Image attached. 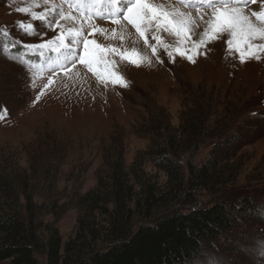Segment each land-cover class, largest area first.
<instances>
[{"label":"rangeland","instance_id":"1","mask_svg":"<svg viewBox=\"0 0 264 264\" xmlns=\"http://www.w3.org/2000/svg\"><path fill=\"white\" fill-rule=\"evenodd\" d=\"M135 2L0 0V175L16 171L27 179L37 221L56 228L63 246L75 235L77 198L106 175L103 162L121 159L126 169L135 163L163 185L165 174L142 157L157 128H178L190 110L210 105L232 117L227 138L239 140L223 172L233 176L225 198L202 191L193 205L175 208L246 198L254 212L235 215L191 264H264V53L242 62L231 33L211 38L209 24L220 9L264 31V18L254 15L264 0H148L190 34L153 22L143 26L146 40L124 20ZM90 40L106 49L96 70L81 62ZM253 44L264 46V39ZM211 151L202 146L189 159L201 165L213 159ZM54 201L58 220L50 213Z\"/></svg>","mask_w":264,"mask_h":264},{"label":"trees","instance_id":"2","mask_svg":"<svg viewBox=\"0 0 264 264\" xmlns=\"http://www.w3.org/2000/svg\"><path fill=\"white\" fill-rule=\"evenodd\" d=\"M208 107L190 110L178 128L160 125L150 140L142 157L165 174L163 185L135 169V163L126 169L121 159L103 162L106 175L77 198L75 235L63 246L56 228L37 221L27 179L15 177L16 171L1 174L0 263L40 264L38 257L45 264L194 262L232 227L235 215L249 219L254 212L246 198L238 205L218 200L186 211L175 208L193 205L202 191L225 198L233 176L223 172L239 140L227 138L232 117ZM202 146H211L213 159L196 166L189 157ZM181 157H187L184 164ZM59 208L54 201L50 213L55 220Z\"/></svg>","mask_w":264,"mask_h":264},{"label":"snow or ice","instance_id":"3","mask_svg":"<svg viewBox=\"0 0 264 264\" xmlns=\"http://www.w3.org/2000/svg\"><path fill=\"white\" fill-rule=\"evenodd\" d=\"M252 2L257 3L258 0H252ZM254 15L257 19L264 18V2H261L260 12L254 13ZM169 17V14L161 13L158 8L151 6L148 0H136L127 10L124 20L145 40L147 36L143 26L153 22H155L156 27L172 30L177 36L190 34V30L183 22L174 21ZM118 22L114 21V23ZM209 24L211 38H215L225 30L231 33L230 47L242 57V62L243 58H259L260 53H264V46L253 44L256 39H264V31L253 29L247 23L245 17L231 11L218 9L212 15ZM31 28L32 25H28L26 28L30 34ZM105 52L106 49L101 47L95 40L85 41L81 62L87 63L93 70H96L103 63L102 54ZM133 56H138V53L130 54L128 58L131 59Z\"/></svg>","mask_w":264,"mask_h":264},{"label":"bare ground","instance_id":"4","mask_svg":"<svg viewBox=\"0 0 264 264\" xmlns=\"http://www.w3.org/2000/svg\"><path fill=\"white\" fill-rule=\"evenodd\" d=\"M85 8V7H84ZM94 12V11H93ZM88 13V12H87ZM92 13V12H91Z\"/></svg>","mask_w":264,"mask_h":264}]
</instances>
